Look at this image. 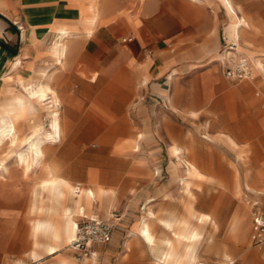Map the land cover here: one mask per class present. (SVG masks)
I'll list each match as a JSON object with an SVG mask.
<instances>
[{"label":"rangeland","instance_id":"rangeland-1","mask_svg":"<svg viewBox=\"0 0 264 264\" xmlns=\"http://www.w3.org/2000/svg\"><path fill=\"white\" fill-rule=\"evenodd\" d=\"M233 3L238 14L250 23L240 33L242 45L248 43L264 63V0H233ZM220 6V41L209 43V50L190 59L176 57L178 46L166 44L169 58L160 75H154L155 66L149 64L152 60L162 62L163 56L161 53L158 56L152 46H143L132 67L134 74L132 70L125 72L122 99L117 101V106L107 101L106 105L80 104L68 108L63 106V94L59 93L60 136L44 142L43 163L49 162L57 174L72 184L105 187L110 194L103 202L92 208L82 205L76 214L80 210L85 214L91 212L116 224L111 240L91 243L87 255L74 248L72 241L64 243L61 253H68L75 260L85 259L91 255L94 244H107L117 233L121 246L134 238L140 256L153 264L154 259L146 256L144 242L134 234L147 206L160 217L187 216L185 205L192 202L197 210L209 213L214 220V225H201L203 235L211 240L203 239L200 243V261L224 264L222 253L227 251L232 264H264V244L253 245L249 240L251 211L256 202L264 203V79L262 71H254L253 67L252 79L234 80L225 76L224 56L235 42L228 35V19ZM254 13L255 21L250 19ZM249 53L245 55L252 63ZM147 70L150 79L143 82L139 74ZM239 88L243 91L231 90ZM171 103L177 110L172 109ZM52 107L38 112L37 119L44 125L42 132L48 126L47 110ZM72 113H84L92 120H99L64 122L65 116ZM137 131H145L150 137L137 145ZM171 141L178 143L181 157L182 147H194V157L199 159L206 175L194 181L190 199L180 191L179 175L171 174L172 157L168 151ZM0 159L6 165V169L0 170V181L46 175L42 165L37 167V172L25 174L15 160L14 151L6 144L0 147ZM150 198L153 199L148 201ZM2 205L6 204L0 202ZM8 205L23 209L25 214L29 211V204L23 202ZM74 218L79 219L77 215ZM240 218L241 227L233 232L231 227ZM153 227L158 236L170 235L171 231L157 222L153 221ZM252 250L258 253H250Z\"/></svg>","mask_w":264,"mask_h":264},{"label":"crops","instance_id":"crops-1","mask_svg":"<svg viewBox=\"0 0 264 264\" xmlns=\"http://www.w3.org/2000/svg\"><path fill=\"white\" fill-rule=\"evenodd\" d=\"M220 5L218 0H0V105H5L15 93L13 88L20 91L23 84L45 80L58 96L63 94V106L68 108L80 104L106 105L107 101L115 107L122 99L125 72L132 70L134 74L132 67L143 46L148 44L158 56H163L162 62L152 60L149 64L155 66L153 74L160 75L169 58L166 44L178 46L176 57L190 59L209 50V43L220 41ZM256 17L255 13L250 15L254 21ZM63 27L69 34L60 38L59 29ZM60 39L65 49L58 61L51 56L50 48ZM236 54L245 55L231 50L224 56L225 61ZM148 72L138 73L143 82L149 81ZM7 88L11 91L6 92ZM98 120L84 113H72L63 121ZM193 148L182 147L181 151L186 152L182 156L190 155L201 165ZM32 170L37 172V168ZM40 178L0 181V202L6 204L0 206V264H64L63 258L75 264H148L140 256L134 238L121 246L117 233L107 244H94L91 255L85 259L75 260L68 253H61L66 241L56 252L47 251V245L54 243L47 237L51 230L47 226L31 227L33 220L55 219L46 210L49 196ZM12 202L29 204V211L25 214L23 209L11 208L8 204ZM33 202L37 204L35 210L31 209ZM76 215L78 223L87 214L80 210ZM134 234L144 242L146 256L154 258L147 242Z\"/></svg>","mask_w":264,"mask_h":264},{"label":"bare ground","instance_id":"bare-ground-1","mask_svg":"<svg viewBox=\"0 0 264 264\" xmlns=\"http://www.w3.org/2000/svg\"><path fill=\"white\" fill-rule=\"evenodd\" d=\"M220 2L228 19L227 30L233 37L235 50L242 51L244 54L250 52L249 56L252 59L254 71L255 69L260 70L262 75H264V63L261 57L252 51L248 43H246L247 46L244 44L245 47L240 41V33L245 27H249V21L243 15L238 14L233 0H220ZM95 13L97 12L95 11ZM87 31L89 32L90 28H87ZM59 32L60 38L69 34L64 27L60 28ZM64 49V42L61 39L57 40L50 48V54L55 60L60 61L61 55L64 54ZM8 90L10 89L7 88L6 92ZM59 103V96L50 84L45 80H39L23 84L22 89L12 93L5 105H0V147L6 144L9 146L10 151H14L15 160L23 167L22 170L25 174L41 165L46 172V175L40 178V183L47 190L49 196V206L46 210L49 216H55V219L53 221L51 219H46L47 221L33 220L31 227L38 229L41 226H47L51 230V235L47 237L52 238L54 243H49L46 247L47 251L51 253L56 252L64 241L67 243L72 241L71 244L74 246L73 239L77 238L79 229L74 216L79 208L82 205L92 208L95 204L103 202L110 194L105 187L98 184L83 186L82 188L80 186V189H77L76 184H72L69 179L57 174L49 162L43 163L45 155L44 142L55 140L56 137L60 136ZM8 104L10 106H6ZM47 106L53 107L47 110L48 126L42 132L41 129L44 125L37 117L39 110ZM171 107L173 110H177L172 103ZM191 112L196 113L195 111ZM203 136L209 139L207 134ZM147 138L149 136L146 135L145 131H138L135 136L137 145L141 140L143 141ZM168 151L172 157L170 164L171 174L179 175L180 191H183L184 196L190 199L193 196L192 184L195 180L203 179L206 175L201 170V165L192 159L190 155L180 156L179 146L175 141L169 143ZM1 169H6L2 159H0ZM247 186L249 187L248 184ZM152 199L150 198L148 201ZM36 207L37 204L33 202L31 209L35 210ZM185 207L187 216L170 215L168 217H160L158 212L151 209L148 205L147 210L141 216L136 233L147 242L151 252H153V264H205L199 259L198 247L203 239L210 241L211 238L203 235L201 225L204 223L214 225V220L209 213L197 210L192 202H188ZM90 215L94 214L87 212V216ZM153 221L162 225L166 230L171 231L170 235L158 236L154 230ZM241 223L240 218L237 224L232 225V231H238ZM250 253L256 254L258 250H252ZM222 257L225 260L224 264L233 263L227 251L222 253ZM61 261L64 264H75L70 259L63 258Z\"/></svg>","mask_w":264,"mask_h":264},{"label":"built area","instance_id":"built-area-1","mask_svg":"<svg viewBox=\"0 0 264 264\" xmlns=\"http://www.w3.org/2000/svg\"><path fill=\"white\" fill-rule=\"evenodd\" d=\"M16 24V23H15ZM19 30L21 25H17ZM235 45L231 44L226 52L235 50ZM228 55V53H226ZM227 57V56H226ZM223 72L226 77L234 80L252 79V63L246 55L236 54L226 58ZM264 185V184H263ZM80 184H76L79 189ZM78 236L74 240V248L80 250L84 255L89 253L88 248L93 242H108L112 238L115 223L103 219L98 214L83 216L77 223ZM249 240L253 245L264 244V203L259 205L257 202L251 211L249 227Z\"/></svg>","mask_w":264,"mask_h":264}]
</instances>
